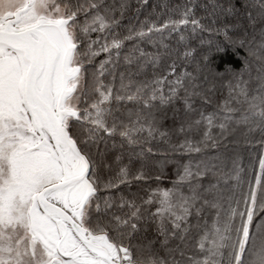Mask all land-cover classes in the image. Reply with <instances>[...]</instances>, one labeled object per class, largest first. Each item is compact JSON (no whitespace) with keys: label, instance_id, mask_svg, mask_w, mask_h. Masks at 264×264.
<instances>
[{"label":"snow or ice","instance_id":"snow-or-ice-1","mask_svg":"<svg viewBox=\"0 0 264 264\" xmlns=\"http://www.w3.org/2000/svg\"><path fill=\"white\" fill-rule=\"evenodd\" d=\"M209 238L264 264V0H0V264H207Z\"/></svg>","mask_w":264,"mask_h":264},{"label":"trees","instance_id":"trees-1","mask_svg":"<svg viewBox=\"0 0 264 264\" xmlns=\"http://www.w3.org/2000/svg\"><path fill=\"white\" fill-rule=\"evenodd\" d=\"M240 58H242L243 53L241 52ZM212 59L214 60V65L217 68V70H223L225 65H231L232 67L238 68V55L233 52L231 49L226 50L225 52L215 54ZM259 161L256 160V165L258 166ZM171 184V178L168 176H165L162 178L161 187H169ZM209 244L206 245V247L211 246L214 251V255L209 257V260L207 261V264H220V258L227 255L228 252V242L227 241H211V238H209ZM261 242H257L258 245H260Z\"/></svg>","mask_w":264,"mask_h":264},{"label":"rangeland","instance_id":"rangeland-1","mask_svg":"<svg viewBox=\"0 0 264 264\" xmlns=\"http://www.w3.org/2000/svg\"><path fill=\"white\" fill-rule=\"evenodd\" d=\"M23 236L20 235L16 240H15V244L13 245V247L19 246L21 248V250L23 249Z\"/></svg>","mask_w":264,"mask_h":264}]
</instances>
